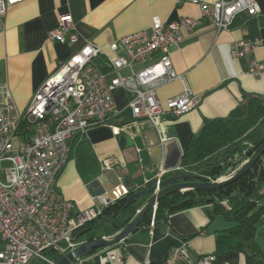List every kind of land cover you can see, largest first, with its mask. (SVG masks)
Listing matches in <instances>:
<instances>
[{
	"label": "crops",
	"instance_id": "1",
	"mask_svg": "<svg viewBox=\"0 0 264 264\" xmlns=\"http://www.w3.org/2000/svg\"><path fill=\"white\" fill-rule=\"evenodd\" d=\"M176 1L24 0L16 3L0 16V85L6 87L17 109L24 112L47 76L67 60L82 41L106 46L121 36L148 27L153 17L163 21L199 18L198 6L176 5ZM256 2L259 7L256 15H236L227 30L217 32L199 20L193 33L184 34L180 47L170 49L172 67L185 75L195 106L177 119L165 116L172 139L164 147H160L155 131L145 123L133 125L127 108L129 95L120 88L113 91V98L123 112L112 125H131L127 134L133 141L132 146H119L122 133L114 136L111 124L95 125L83 135L72 134L70 157L58 177L57 188L64 198L74 203L76 211L99 207L89 184L106 171L102 166L104 159L114 158L115 164L109 170L119 177L129 176L137 190L145 180L152 182L160 168L165 170V175L180 171L177 167H181V156L190 139L200 133L205 119L227 116L242 101L244 93L264 97V76L255 78L246 73L249 59H264V0ZM65 14L74 21L78 40L50 41L48 31ZM236 40H259L260 43L250 55L234 59L230 45ZM139 68L140 64L134 66L135 70ZM121 72L128 74L129 71ZM181 90V82L173 80L159 87L156 96L164 105L166 99ZM227 170L223 167L222 172ZM211 211V205H196L170 214L155 233L150 226L139 228L116 244L124 256L122 264H144L145 261L163 264L170 247L182 241L189 244L191 260L214 254L212 264H264V214L256 224L255 248L227 249L219 253L216 252L217 237L227 234L237 223L223 215L210 216ZM252 250L254 257L249 254ZM101 252L102 249H98L82 259L87 264H98Z\"/></svg>",
	"mask_w": 264,
	"mask_h": 264
},
{
	"label": "built area",
	"instance_id": "2",
	"mask_svg": "<svg viewBox=\"0 0 264 264\" xmlns=\"http://www.w3.org/2000/svg\"><path fill=\"white\" fill-rule=\"evenodd\" d=\"M21 1L24 0H0V16ZM183 3L198 6L199 18L163 21L153 17L148 27L121 36L106 46L82 41L47 76L24 112L17 109L6 87L0 85V165L7 164L1 168L5 181L0 180V264H27L35 259L56 264L50 254L60 259L84 243L75 234L98 220L103 208L113 203L99 196L97 209L76 211L74 203L58 192L57 181L70 157L72 134L83 135L95 125L111 124L112 134L118 136L131 127L112 125L123 112L114 102L115 89L129 95L127 108L133 125L145 123L155 131L160 147H164L172 139L165 116L177 119L195 106L185 75L172 67L170 49L179 48L184 34L193 33L199 20L218 32L227 30L240 13L254 16L259 12L256 0L176 1V5ZM48 39L58 43L78 40L69 14L59 17L57 25L48 31ZM259 43V40L233 41L230 55L234 59L248 56ZM136 64L141 68L135 70ZM124 69L128 74L121 72ZM246 73L263 77L264 59H249ZM173 80L181 82L182 90L162 105L156 90ZM21 127L24 133L20 132ZM113 164L114 158L102 161L104 170L111 169ZM164 176L165 170L160 168L153 181L158 184ZM150 182L145 180L143 185ZM221 204L226 206L225 201ZM155 209L156 206L152 208L151 228ZM215 258L214 254H208L191 260L189 244L182 241L170 247L163 264H212ZM123 261L116 244L103 248L98 256V264ZM70 264L87 263L80 257Z\"/></svg>",
	"mask_w": 264,
	"mask_h": 264
},
{
	"label": "trees",
	"instance_id": "3",
	"mask_svg": "<svg viewBox=\"0 0 264 264\" xmlns=\"http://www.w3.org/2000/svg\"><path fill=\"white\" fill-rule=\"evenodd\" d=\"M20 132L24 133L22 127ZM263 142L264 97L244 93L242 101L227 116L204 120L200 133L190 139L181 156L182 170L165 175L163 179L171 175L186 174L191 170L214 180L221 175L222 162L225 159L233 157L242 147L247 148L251 145L256 149ZM152 184L153 182L147 183L137 189H144ZM145 199L134 198L126 207L127 196L117 199L103 208L98 220L86 224L75 237L78 239L83 237L85 241L92 240L95 235L87 237L85 233L103 218L106 219L102 225L107 223L110 227L100 235L113 234L130 221ZM222 201L226 202V206L221 204ZM206 204L212 207L210 216L223 215L237 223L227 234L217 237L216 252L255 248L253 238L256 224L264 214V154L245 175L218 190H187L161 198L154 212L153 233L160 224L166 223L170 214ZM151 219L152 209L144 216L139 228H148ZM97 250H92L87 255ZM253 251L249 254L254 257ZM50 255L55 261L59 260L56 254Z\"/></svg>",
	"mask_w": 264,
	"mask_h": 264
},
{
	"label": "water",
	"instance_id": "4",
	"mask_svg": "<svg viewBox=\"0 0 264 264\" xmlns=\"http://www.w3.org/2000/svg\"><path fill=\"white\" fill-rule=\"evenodd\" d=\"M132 145L133 141L130 136L127 133H122L119 137V146L126 148ZM263 154L264 142L256 149L247 147L244 151L240 150L233 157L225 159L222 162V166L228 168V170L223 171L217 179L212 180L196 173L178 174L162 179L158 184L152 181L153 184L150 187L137 190L129 176L119 177L113 170H106L89 184L97 200L99 196L105 195L108 201L114 202L119 198L127 196L126 207L134 198L141 197L145 199L147 196L148 198L144 200V203L137 210L136 214L120 230L110 235H97L92 240L81 243L57 260L56 264H70L75 259L87 255L92 250L103 249L121 242L139 229L144 216L150 209L156 206L161 198L175 192L187 190H218L245 175ZM105 219L99 220L91 229L102 225Z\"/></svg>",
	"mask_w": 264,
	"mask_h": 264
},
{
	"label": "rangeland",
	"instance_id": "5",
	"mask_svg": "<svg viewBox=\"0 0 264 264\" xmlns=\"http://www.w3.org/2000/svg\"><path fill=\"white\" fill-rule=\"evenodd\" d=\"M122 73L125 74L126 72H122ZM6 165H7L6 163L0 165V180L1 181H5V177H4V174L1 170V168L5 167ZM188 172L194 173L193 171H188ZM109 227H110L109 224L105 223L104 225H100V226H97V227L91 229L90 231L86 232L85 234H86V236H88V235L97 236V235L102 234ZM40 263L41 262L39 260L35 259V260H30L27 264H40Z\"/></svg>",
	"mask_w": 264,
	"mask_h": 264
}]
</instances>
